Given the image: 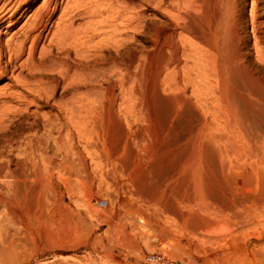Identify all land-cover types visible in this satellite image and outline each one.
Here are the masks:
<instances>
[{
    "label": "bare ground",
    "instance_id": "obj_1",
    "mask_svg": "<svg viewBox=\"0 0 264 264\" xmlns=\"http://www.w3.org/2000/svg\"><path fill=\"white\" fill-rule=\"evenodd\" d=\"M38 1L0 0V81L9 80L0 86V116L11 110L8 100L50 106L36 112L23 159L0 162V206L8 213L2 220H21L31 205L38 207L40 190L57 189V180L72 198L80 190L86 212L105 208L102 197L111 194L95 193L91 172H97V182L121 191L114 197L118 211L106 208L110 230L146 237L148 225L165 247L175 239L169 220L162 221L171 214L176 230L199 244L205 262L214 248L235 245L253 229L255 241L246 252L264 264V80L246 63L238 0H174L183 4V23L177 27L167 17L168 29L156 36L158 65L151 68L148 96L138 89L144 93L140 105L127 104L139 95L136 85L127 88L137 80L139 20L144 8L168 12L173 6L164 0H42L35 6ZM250 4L254 23L258 2ZM253 25V41L261 43ZM180 55L191 65H182ZM164 79L169 96L159 90ZM138 117L147 127L130 123ZM184 132L188 137L179 142ZM142 140L138 152L134 143ZM90 142H99L100 150L88 165L80 146ZM66 209L73 226L83 221L79 210ZM215 222L228 233L218 243L210 234Z\"/></svg>",
    "mask_w": 264,
    "mask_h": 264
},
{
    "label": "rangeland",
    "instance_id": "obj_2",
    "mask_svg": "<svg viewBox=\"0 0 264 264\" xmlns=\"http://www.w3.org/2000/svg\"><path fill=\"white\" fill-rule=\"evenodd\" d=\"M41 1L42 0H39L35 4V6L40 4ZM164 1L166 4L173 6V9L168 10L167 12L164 9H154L153 7L144 8L143 17L139 20L140 25L142 24V32L134 36V52L137 54L138 59L136 63L137 65H135L133 71H136L134 73L136 74L137 80L133 81V79H130V81L133 82H128L127 88L136 85L137 90L144 89L143 91L145 94L140 90H138V92L139 95L144 94L145 97L148 96L147 92H149V90L151 89L149 87V85L151 86V84L148 81H152L153 77L151 75L156 70V66L158 65V63L155 62H157V47L158 43H160V40L157 39L159 41L157 42L156 38L159 37L156 36H159L160 32L163 33L168 29V22L166 19L167 17H170L169 19L172 20V23L174 25L177 24V27L179 24L183 23L182 18L180 19L181 13H183V4H177L178 2L174 0ZM250 2L251 0H238L239 31L244 43L243 53L245 52L244 56H246L245 58L247 65L264 80V0H257L258 16L255 21L256 23H253V21L251 22V18L249 16L251 7ZM252 25L258 29V31L256 32V36H260V44L255 43L256 41L254 39L255 36L253 35L254 31ZM178 37V41H180V47L182 48L185 36L183 37L182 35H180ZM111 54L113 56V52ZM180 56V62L182 65H191L192 61H190L185 55L184 57L183 55ZM153 58H155V60ZM181 64L178 68V74L182 73V76L183 72L181 71L183 70V66ZM181 67L182 69H180ZM151 68L152 70H155L152 71ZM193 73L194 74L191 73L190 77L197 80V74H195L196 72L193 71ZM169 74H171V72H169ZM162 76H164V74ZM149 77H152V79L150 78V80H148ZM8 81L9 80L7 78L2 79L0 81V86ZM145 81L148 84H146ZM143 83L145 85H143ZM128 84L130 87L128 86ZM160 85V93L166 96L168 94L169 96L171 94V91L169 89L167 81L164 79ZM140 86L142 89L140 88ZM145 86L147 87L148 91ZM188 86L187 93L191 94V92L189 91L192 90V87L191 85ZM95 95L98 97L97 94ZM139 95L136 96V99L135 97H131L128 100L127 104L129 103V105H132L135 103L140 105L141 103H143V97L141 98V95ZM5 102L7 108L10 107L9 109L11 110H9L5 115L0 116V121L2 123L0 124V162L3 164L6 163V158L13 163H16V160L19 161L20 159H23L20 158L22 154L21 150L23 149L22 145L26 140L25 138L28 137L29 131L32 128L36 127V124L33 122L36 120L34 119L36 118L35 114H37L38 111L48 112V110H50V106L39 109L38 104L36 107V104L23 105L14 100H8ZM24 107H27L28 109L23 110ZM132 120H130L131 124L134 123L136 124V126L140 125V128H143V126L147 127L145 126L147 123H145L146 121L143 118L138 117V119H136L135 121L133 120L134 122ZM97 126L98 125L95 124L96 131H98L99 129L97 128ZM184 133L178 137L179 142L183 141V137H188L187 134ZM143 142L144 141L142 140L139 143L140 145L138 144L137 146L134 143V148L138 149V152H143V145H145V142L144 144ZM81 147L82 146H80V150L85 156L88 165L95 163L97 160V154L100 150L99 142H90L89 146L85 148ZM13 163H11L12 167ZM91 173L94 178L95 193H102L104 195L108 190V193L111 194L110 197L106 195L102 197V200L106 205L105 208L95 205V208H97L96 211H92L91 213L86 212L87 209H85L82 205V195L80 193V190L77 191V196H75L74 198L70 197L66 189V184L63 180H57V189L46 188L40 190L38 207L36 205H31L27 214H24L21 220L10 219V221L8 220L6 222L5 220H2L7 217L8 213L5 211L6 208L1 205L0 225L3 224L4 227L3 225L2 227L0 226L2 228L0 229V264H147L146 257L150 254H161L163 258H167L168 262L171 264H258L255 263V255L251 254L248 250V252H246V249H248L247 244L255 241L253 229H249L245 233L240 234L239 239L237 240L235 245L229 244L228 247H226L225 249L223 247L222 250L221 248H214L213 251H216V253L212 251L214 255L211 253V257L205 262L202 259L204 258L205 254L199 249V244H197L198 247H195V245L191 244V241H194L191 235L188 236V233L185 232L184 234L182 230H176L177 228H175L173 225L174 222L171 214L170 216L168 214L169 219L165 218L164 220L162 219V221L167 222V220H169L167 224L170 225V229L172 230V232L174 231L173 235L175 239L170 240L169 243H166L165 247H162L160 244H158V242H156L157 240L154 237L156 235V232H154L152 229L151 230L153 232L148 229V225H145V230L148 232V234L146 232V235H144L146 237H142L140 235L138 236L137 234L136 237L130 236L131 238H128V236L118 227H114V229L112 228L110 230L108 228V220L105 218V216L107 215L106 208H109L114 212L118 211L119 207L117 204H115L116 202L114 197H117L118 194L120 195L121 191L119 192L120 189L117 190L115 187H110L109 189L106 188V184H100V180L97 182V179H99V174H97V172ZM111 180L113 183L114 181L112 178ZM111 199L113 202H111ZM60 201L62 202V205L58 207L57 205ZM112 203L113 205L111 206ZM66 207H69L74 211L79 210L78 212L83 215V221L80 222L76 227L71 224V220L68 216V210L66 209ZM113 217V220L115 221V216ZM123 218L121 217L120 221ZM216 222L215 226L210 230V234L212 235L214 240L215 238L217 239L215 241L218 243L222 242L224 239H227L228 233L224 224ZM155 229L157 230L158 227L156 226ZM108 230H110L111 232H109ZM123 234H125V236ZM9 237H16L17 239L12 238V240L10 238L9 240ZM2 238L4 239L3 241ZM8 240L11 244L8 243ZM1 242H3V244L5 245H3L4 247L2 246ZM148 242H150L151 245H148ZM191 245H193L194 248ZM218 249H220L222 252ZM255 250L259 251L260 248H255ZM200 252L204 254L203 257L202 254L200 255ZM235 252L237 254H234ZM192 260L194 261V263Z\"/></svg>",
    "mask_w": 264,
    "mask_h": 264
},
{
    "label": "built area",
    "instance_id": "obj_3",
    "mask_svg": "<svg viewBox=\"0 0 264 264\" xmlns=\"http://www.w3.org/2000/svg\"><path fill=\"white\" fill-rule=\"evenodd\" d=\"M163 259L161 254H150L146 257V262L147 264H171L167 258Z\"/></svg>",
    "mask_w": 264,
    "mask_h": 264
}]
</instances>
